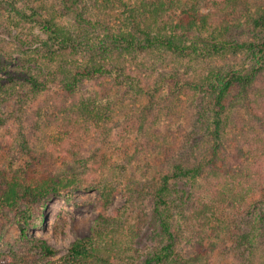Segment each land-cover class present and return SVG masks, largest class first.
<instances>
[{
	"label": "trees",
	"instance_id": "trees-1",
	"mask_svg": "<svg viewBox=\"0 0 264 264\" xmlns=\"http://www.w3.org/2000/svg\"><path fill=\"white\" fill-rule=\"evenodd\" d=\"M202 1L209 3L206 14L195 8ZM250 1L192 0L194 8L189 6L187 11L177 14L173 8L175 0H140L131 6L124 0H94L93 5L104 17L123 8L125 25L115 31L107 25L99 27L86 4L76 13L75 32L52 18L43 17L40 11L28 15L15 9L23 21L39 23L46 37L32 35L35 56H31L28 63L35 64L36 68H33L37 74L24 69L0 78V104L4 96L12 94L11 88L19 80H23V86L32 92L47 89L51 84L60 86L64 95L54 102V108L59 112H44L42 117L45 115L47 121H38L33 127L41 140L52 142V150L57 153L76 155L84 148L90 132L101 129L100 122L108 118L95 110L96 104L90 108L91 104L81 102L78 106V103L70 102L86 81L101 84L107 80L111 85L107 89H112L113 84L114 89H141L150 95L158 89L188 90L200 107L198 121L204 120L202 127L205 129L201 140L207 137L213 140L211 157L207 159L193 150L192 160L175 162L170 172L161 175L160 186L153 194L152 218L160 227L164 245L155 250L145 264H213L211 252L202 250L205 242L217 230L230 232L232 227L237 228L235 237L244 248L242 263L255 262L256 224L264 226V218L252 223L255 214L264 209V199L254 196L256 190H264V175H259L264 166V0H253L254 11L248 9ZM67 8L74 11L70 5ZM244 8L246 21L230 24L229 14ZM187 32L193 34L191 40L185 34ZM239 54H246L252 60V65L244 72L210 65L206 73L190 77L183 83L177 81L179 74L175 66L172 73H162L154 81H148L151 73L142 74L146 60L152 57L172 61L196 57L213 61L217 57ZM42 65L49 68L46 74ZM53 66L57 68L53 70ZM21 72L28 77H23ZM242 113H246L247 118ZM233 122H237L239 128L236 150L239 160L244 157L245 162H238V169L233 168L234 180L227 183L219 172L216 157ZM49 125L58 130L55 139L48 133L42 137V130ZM194 146L198 147L197 144ZM91 158L75 160L86 163ZM109 167L108 163L103 171ZM39 180L31 176L30 184L18 179L0 183V221L7 218L9 212L14 213L23 239L29 237L32 210L22 208V205L63 196L78 182L68 178L60 181L48 178L40 183ZM253 180L259 187L250 186ZM180 182L189 189L181 188ZM233 183H239V186ZM117 192L111 181L100 182L98 199L103 211L112 205ZM115 220L100 212L88 236L75 240L58 262L42 264H89L92 257L99 258L101 264H130L124 255L121 256V251L110 259L117 235L123 230ZM248 226L252 227L251 231H246ZM41 242L39 247L44 258L56 254L53 245L45 240ZM19 261L16 264H30L24 257ZM3 262L0 258V264Z\"/></svg>",
	"mask_w": 264,
	"mask_h": 264
},
{
	"label": "rangeland",
	"instance_id": "rangeland-1",
	"mask_svg": "<svg viewBox=\"0 0 264 264\" xmlns=\"http://www.w3.org/2000/svg\"><path fill=\"white\" fill-rule=\"evenodd\" d=\"M124 1L131 6L140 0ZM85 4L99 27L107 25L113 31L124 27L123 8L104 17L93 5L94 0H0V78L24 69L37 74L35 64L28 63L31 56H35L32 35L46 37L39 23L23 21L15 9L28 15L35 10L40 11L43 17L52 18L75 32L76 13ZM67 5L72 6L74 11L70 12ZM208 5V2L202 1L195 8L201 14H206L209 12ZM189 6L194 8L192 0H175L173 8L177 14H181ZM248 9H256L253 0L248 3ZM246 18L245 8L227 17L232 25L244 23ZM185 34L190 40L193 38L192 33ZM216 59L212 61L192 57L172 61L152 57L146 60L142 74L151 73L148 81H154L162 73H172L175 66L179 74L177 81L183 83L190 77L203 75L210 65L234 68L241 72L252 65L251 58L246 54ZM42 67L46 74L49 68ZM51 68L54 70L57 67ZM21 74L28 77L27 74ZM22 82L19 80L11 88L12 94L3 97L6 102L0 104V183L18 179L30 184L31 176L40 179L39 183L48 178L57 181L68 178L78 182L63 196L33 205H22V208L29 207L32 210L27 239L21 238L14 213L9 212L8 217L0 221V258L4 260L3 264H16L21 257L30 264L58 262L75 240L90 234L91 226L100 212L112 216L123 227L117 235L116 251L112 249L113 252H110V259L121 251V256L124 255L130 264H145V260L164 245L159 234L160 227L152 218L153 194L160 186L161 175L170 172L175 162L192 160L193 150L197 155L204 154L207 159L211 157L210 145L213 140L208 137L201 140L205 133L202 127L204 120L201 123L198 121L201 110L191 93L188 90L158 89V92L150 95L141 89H114L113 84L112 89H107L111 86L107 80L101 84L86 81L70 102L78 103V106L81 102L91 104L90 108L96 104L95 110L108 118L100 122L101 129L90 132L84 148L76 155H71L52 150V142L49 144L47 140H41L39 134L33 131L36 122L47 121L45 115L42 117L44 112H59L54 108V102L64 95L62 88L51 84L47 89L32 92ZM242 115L247 118L246 113ZM236 124L233 122L227 129L216 157L219 172L227 183L234 180L233 168L238 169V162H245L244 157L239 160L236 150L239 139V135L236 136L239 131ZM57 131L52 125L46 126L42 130V137L48 133L55 139ZM196 144L198 147L194 146ZM89 156L92 158L86 163L75 160ZM108 163L110 167L103 171ZM247 171L254 175L251 169ZM261 174L264 175V166L259 172ZM104 179L111 181L118 190L112 205L105 211L98 199V188ZM243 179H246L245 174ZM234 185L238 187L239 183ZM250 186L259 187L254 180ZM180 187L189 189L182 182ZM263 191L256 190L255 198L264 199ZM260 218H264V209L255 214L252 223L255 221L256 224ZM256 225L254 264H264V226L261 228ZM251 228L248 226L246 231H251ZM236 233V227H232L230 232L219 229L205 242L202 250L211 252L213 264H243L244 257L241 255L244 248L243 245L239 246ZM42 240L55 247L54 256L44 258L39 247ZM88 263L101 264V260L92 257Z\"/></svg>",
	"mask_w": 264,
	"mask_h": 264
}]
</instances>
